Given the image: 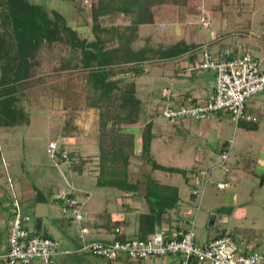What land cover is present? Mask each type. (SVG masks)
Listing matches in <instances>:
<instances>
[{
    "label": "trees",
    "instance_id": "1",
    "mask_svg": "<svg viewBox=\"0 0 264 264\" xmlns=\"http://www.w3.org/2000/svg\"><path fill=\"white\" fill-rule=\"evenodd\" d=\"M64 1L74 3L82 12V3L87 0ZM187 1L92 0L90 15L94 37L89 39L82 37L58 11L49 13L30 0H0V128L29 126L36 96L61 101V113L54 117L57 122L60 119V131L65 137L81 136L85 128L79 121L87 122L88 112L93 111L94 123L90 130L97 134L99 146L97 184L123 192H137L139 185L143 186L149 213L139 217L137 238L140 239L156 232L165 215L178 207L180 195L177 187L165 185L152 175L145 181L131 182L129 168L133 159L149 164L153 172L180 174L186 181L192 173L196 174L200 183L192 189L201 185L202 172H210L164 166L155 161L152 152L156 138L154 115L151 113V120L144 122L145 105L135 81L145 72L141 67L143 63L157 64L184 52L180 48L183 43L155 47L150 37H141L140 31L166 21L163 14L167 3L186 5ZM119 14L129 23L102 25L103 18ZM171 99L177 98L171 94ZM192 102L197 104L195 99ZM82 114L86 116L83 119ZM257 123L246 129L256 131ZM228 144V141L222 144L218 158ZM77 156L78 162L72 168L78 172L85 160ZM191 197L197 200L192 193ZM117 238H126L122 230Z\"/></svg>",
    "mask_w": 264,
    "mask_h": 264
},
{
    "label": "crops",
    "instance_id": "2",
    "mask_svg": "<svg viewBox=\"0 0 264 264\" xmlns=\"http://www.w3.org/2000/svg\"><path fill=\"white\" fill-rule=\"evenodd\" d=\"M187 3L188 4L186 5L167 3V7L164 11L165 13L163 14V17L166 19V21H164L162 24H156L154 26L151 25L149 27L142 28L140 31L141 37H150V41L153 43V45H155V47L158 45L170 47L179 43H183L180 45V48L184 51L177 57L161 60L157 62V64L152 62L143 63L141 67L144 68L145 72L142 75L137 76L135 79L139 96L143 99L145 105L146 115L144 122L147 124L148 121L151 120V113L154 115L153 120L155 125L153 133L155 134L156 138L152 144L153 156H156V154L158 155L159 152L166 153V151L170 150V146L174 147V150L177 147L178 152L179 147H182V151L184 146L183 142H185L184 139H187L184 138V136L187 137L188 135L189 138L191 136V139L193 140L191 132H197L198 128H193L191 126V121H183L182 123L178 124H173L170 122L163 123L159 120H163V118L159 116V113L161 112V108L164 104L162 100V93L165 90L169 91L173 97L192 98L197 100V103H206L209 98L214 95L216 76L215 71H202L196 69L197 64L201 60L203 48L207 47L213 53H217L228 48H234L238 51L248 50L264 68V35H262L260 38H254L251 34H245L242 32L233 34L231 31H227L228 33L223 31V28L229 25L228 20L230 19L231 14L229 9L232 8V12L236 11L237 15L241 16L247 10L246 2L243 0H231L229 3L227 0H188ZM224 8H227V10ZM218 15H221V17ZM203 20L208 22V26L204 25ZM101 22L103 26H118L128 24L129 20H125L123 16L119 14L118 16L114 17H105L101 20ZM236 24L240 25L241 23L238 22ZM252 26L253 23L250 22L249 27ZM212 27L215 28L216 32L210 31V28ZM83 36L89 39H93L94 37L92 32L87 35L83 33ZM187 47L189 49L185 50ZM154 72L155 74L160 72V76L157 74V76H159L161 79V88L159 89H155L156 86L154 87L143 82L145 81L143 79L145 76H152V74L154 75ZM152 84L154 83L152 82ZM34 98L48 97L36 96ZM256 99L257 100L254 104H251V99L249 100L247 104V111L249 114L253 115L256 113L264 115V98ZM49 101L54 111L56 113L58 112V114L61 113V101L58 99H49ZM253 110H256L257 112H254ZM154 111L156 112V115ZM88 113V119L95 115L93 111H89ZM85 114H82L81 119L86 117ZM83 122L84 121L82 120L79 121V124L85 128V132L81 136L65 137L64 134H62V144L68 145L72 151L85 160L78 172L73 168L72 170L68 171L70 174L68 176L69 180L65 182L61 179L59 180L58 178H54L55 176H53L50 170L48 173H44L47 183L46 181L42 183L38 182V180L32 176H30V180L28 178L29 176L23 177V179H21L20 177L22 176L19 174L14 176L15 179L16 177L19 178L18 181L12 179L13 172L10 169L12 166L10 167V161L7 163L8 160L5 159L6 156L5 153H3L4 148H1V162L4 166L3 169L6 172L7 182L8 178L12 177L11 179L13 181V187L15 188V192L20 199L23 212L29 217L27 225L28 229L32 233L51 237L57 242L58 247L53 258V264L155 263L158 258L142 261L141 263H128L127 261L114 263L93 256L90 254V252L83 251L82 248L84 244L83 240L80 238L79 226L74 222H69V219H66L62 216V208L60 201L57 198L61 193L69 191L66 189V184L69 182L76 190L78 189L82 192V189L78 188L76 185L75 177L81 178L84 176L87 180H91V178L94 177L96 180H98L99 176L98 136L92 132L90 128L88 130V128L85 127V124H88V121L84 122L85 124ZM241 124L243 125V129L247 130V122H242ZM138 130L139 129H137V131ZM195 136H197L196 133ZM3 139L7 140L6 138L0 136V143L2 145ZM186 144L188 143L186 142ZM219 144L220 143L217 145V149L214 148L213 151H209V153L206 151L200 152L199 147H195L193 144L191 148L193 149L194 155L192 154L193 158L190 160V163H188V165L185 167H179L178 165L171 166L187 170H202L205 167L208 168V166L212 165V163L218 158V153L220 152L222 146ZM11 147L12 149L15 148L13 143ZM181 155H179V158ZM167 156L169 157L170 154H167ZM171 157L173 156H170L169 158ZM198 160L202 166L193 165V161L196 162ZM181 162H183V160ZM203 166L204 168H201ZM0 179V254H5L8 251V234L13 219V205L11 203V198L13 195L11 190L9 191V189L5 186L6 183L3 184V178L1 177ZM219 181L222 182V180ZM28 182L31 183V185H29ZM185 183L191 188L193 185L200 183V179L196 174L192 173L189 176V181H186ZM44 184L46 185L44 186ZM163 184L175 186L179 189L178 186L172 185L170 183ZM47 185L50 187V190L46 189ZM262 185H264V180L262 181ZM138 190L139 191L137 192H123L118 190V194H116V200L119 202L120 206L116 207V210H114L116 211L115 213H110L107 210L105 213H92L95 214V216L88 215L89 233L85 236V240L112 241L116 237L115 230L117 228L121 229L125 235L130 236L126 231L127 226H130L132 227V230H135L136 235L134 236L137 237L140 226L139 217L143 214L149 213V205L144 198L145 192L143 186L139 185ZM85 195L91 198L90 192L84 191L83 196ZM189 196L190 200H184L180 197V203L178 207L176 209L170 210L168 214L165 215V220L163 221L162 225L156 229V232H159L160 230H166L170 234L172 233L171 235H173L186 226L188 219L191 217L189 216V209L190 204L193 201L191 193ZM124 211L134 214L133 219H126L123 215ZM102 214L103 216H100ZM110 226H112L111 229ZM123 226H126V228L123 229ZM226 230L227 229L221 230L220 232L212 235H208L202 242L198 241V243L205 244L211 238L220 236ZM232 234L238 244L241 245L244 252H258L256 250L257 244L250 240L244 239L246 238L244 236L240 237L233 232ZM161 260L162 264H181L183 257L170 256L161 258ZM0 264L8 263L6 260L0 259ZM31 264H42V262L40 259H35Z\"/></svg>",
    "mask_w": 264,
    "mask_h": 264
},
{
    "label": "rangeland",
    "instance_id": "3",
    "mask_svg": "<svg viewBox=\"0 0 264 264\" xmlns=\"http://www.w3.org/2000/svg\"><path fill=\"white\" fill-rule=\"evenodd\" d=\"M30 1L41 6L49 13L58 11L65 15L69 23L79 30L82 37H84L83 33L87 35L92 32V18L90 15V4L92 0H87L82 3V12L77 9L74 3L64 0ZM243 1L246 2V12L238 16L236 11L232 12V8H230L229 25L224 27L223 31L226 33H228L227 31H231L233 34L242 32L251 34L254 38H260L264 35V0ZM224 9L227 10V8ZM218 16L221 17V15ZM238 22L241 24L237 25L236 23ZM250 22L253 23L252 27H249ZM210 31H215V28H210ZM157 74L160 76V72ZM157 74L154 72L152 76H145L143 78L145 81L143 82L154 87L156 86L155 89L161 88V79ZM256 98H264V93L253 97L250 101L251 104L255 103ZM49 99L33 98L35 107L30 112L31 124L29 126H20L19 128L9 130L0 128V136L7 139L2 140L3 145L0 143V152H2L1 148L3 147V153L6 156L5 159L8 160H6L7 163L10 161V167L12 166L10 168L13 172L12 179H15L14 176L19 174L22 176L20 177L21 179L29 176L28 178L30 180V176H32L38 182L42 183L46 181L47 183L44 173H48L50 170L53 176H55L54 178L61 179L64 182L69 180L68 176L70 174L68 171L72 170V168L58 163L57 160L52 159L47 153V148L51 141H56L59 145L63 143V137L60 131L62 128L59 127L61 124L60 119L57 122L55 120L56 117H54L58 112L56 113L54 111ZM180 99L177 98V100ZM253 111L257 112L256 110ZM256 114L254 115L259 117L257 131L243 129L241 123L237 124L227 111L219 112L214 116L213 120H192L191 126L198 128L197 132H195L197 136H195L193 131L191 132L193 140L191 136L190 138L188 135L187 137L184 136V138H187L184 139L185 142L181 141L184 143V153L183 150L181 151L182 147H179L178 152L177 147L174 150V147L170 146V150L166 151V153L159 152L158 155L156 154L154 156V159L164 166L178 165L179 167H185L193 158L194 153L191 148L193 144L195 147H199L200 152L206 151L209 153L214 148H218V143L222 145L232 140L233 147L230 151L228 161L231 173L226 174L222 169L218 168V158L208 168L201 167L211 172V182L207 183L201 202L193 200L190 204L189 216H191V219H195L197 241L202 242L208 235L229 229L240 237L244 236L246 237L244 239L257 244L256 250L264 254V185H262V181L264 180V115L260 113ZM159 120L163 123L168 122L164 119ZM93 123L94 115L88 119V124H84L89 130ZM247 125L254 124L247 122ZM12 143L15 147L13 149L11 147ZM167 154L173 157L169 158L170 156L168 157ZM179 155H181L180 158ZM182 160L183 162H181ZM193 162V165L202 166L199 160ZM3 167L2 162H0V176L3 178V184L6 183L5 186L9 191L11 190L12 195L14 193L16 195L15 188H12L11 184L7 182L6 172ZM129 171L131 174L129 180L131 182L138 180L145 181L148 175H152V177L160 179L161 183H170L178 186L180 197L184 200H188L192 192V188L185 183L186 181L182 175L168 174L162 171L153 172L151 166L143 163L141 160L133 159ZM85 179L84 176L81 178L75 177L77 187L82 189V192L77 189L78 196H83L84 191L91 193V198L87 200L85 207L88 215L95 216L92 213L100 214L105 213L107 210L110 213H115L116 211L114 210H116V207L120 206L116 200L118 189L98 186L97 180L94 177L91 180L86 179L85 181ZM15 180L18 181L19 178L16 177ZM219 180L227 183L226 189L219 190L217 188L216 184L220 182ZM29 182L28 184L31 185ZM68 183L66 184V189L70 190L69 185L71 183ZM46 189L50 190V187L47 185ZM123 215L126 219H133L134 217V214L126 211L123 212ZM213 216H215V221L214 225L211 226L210 223ZM125 228L126 226H123V229ZM126 231L130 236L125 235V237H135L136 232L132 230V227L127 226ZM155 263L162 264L161 258H158Z\"/></svg>",
    "mask_w": 264,
    "mask_h": 264
},
{
    "label": "built area",
    "instance_id": "4",
    "mask_svg": "<svg viewBox=\"0 0 264 264\" xmlns=\"http://www.w3.org/2000/svg\"><path fill=\"white\" fill-rule=\"evenodd\" d=\"M204 25L208 22L203 20ZM196 69L215 71V92L206 103L192 102V98L172 100L171 93L164 91V105L161 117L178 124L183 121H209L221 111H227L238 124L244 122H259V117L249 114L247 104L250 99L264 92V68L261 63L246 51L228 48L217 53L207 47L202 49L201 60ZM228 148L222 151L218 158V168L226 174L231 173L228 165L229 154L233 141H228ZM47 153L58 163L72 168L78 162V156L68 145H59L51 141ZM202 184L192 189V194L201 201L204 189L209 183L210 172H202ZM12 179L8 183L13 188ZM68 192L58 196L62 208V216L71 219L80 228V238L83 240V251L109 262L146 261L167 256H182L181 264H263L264 254L259 252L246 253L234 238L230 230L218 237L211 238L205 244H199L196 236L195 219L178 232L171 235L166 230H160L146 239L126 237L119 240L117 235L121 229L115 230L112 241H87L89 233L88 213L85 209L89 196L79 197L77 190L70 185ZM227 183L218 182L217 188L224 190ZM88 195V194H87ZM13 219L8 234V251L0 254V259L8 264H31L40 259L42 264H53V258L58 244L54 239L41 234L32 233L27 225L29 217L23 212L19 197L15 193L11 198Z\"/></svg>",
    "mask_w": 264,
    "mask_h": 264
},
{
    "label": "water",
    "instance_id": "5",
    "mask_svg": "<svg viewBox=\"0 0 264 264\" xmlns=\"http://www.w3.org/2000/svg\"><path fill=\"white\" fill-rule=\"evenodd\" d=\"M214 221H215V216H213V217L211 218V223H210L211 226L214 225Z\"/></svg>",
    "mask_w": 264,
    "mask_h": 264
}]
</instances>
